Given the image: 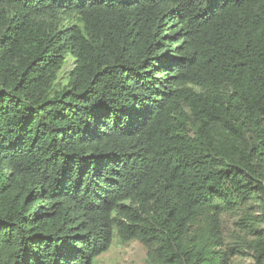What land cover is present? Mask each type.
I'll use <instances>...</instances> for the list:
<instances>
[{
    "label": "trees",
    "instance_id": "16d2710c",
    "mask_svg": "<svg viewBox=\"0 0 264 264\" xmlns=\"http://www.w3.org/2000/svg\"><path fill=\"white\" fill-rule=\"evenodd\" d=\"M116 241L264 264V0H0V264Z\"/></svg>",
    "mask_w": 264,
    "mask_h": 264
},
{
    "label": "rangeland",
    "instance_id": "374dc122",
    "mask_svg": "<svg viewBox=\"0 0 264 264\" xmlns=\"http://www.w3.org/2000/svg\"><path fill=\"white\" fill-rule=\"evenodd\" d=\"M238 215H225L223 217V231L227 237L228 244L236 234V223ZM245 254L234 259L236 264H253V259ZM96 264H151L148 260V249L139 241L121 243L116 241L114 246L96 261Z\"/></svg>",
    "mask_w": 264,
    "mask_h": 264
}]
</instances>
